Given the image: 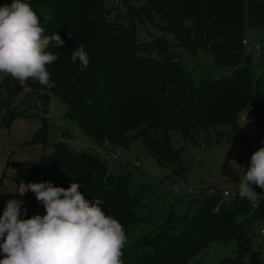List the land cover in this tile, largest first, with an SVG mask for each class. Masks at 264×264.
<instances>
[{
  "label": "trees",
  "instance_id": "trees-1",
  "mask_svg": "<svg viewBox=\"0 0 264 264\" xmlns=\"http://www.w3.org/2000/svg\"><path fill=\"white\" fill-rule=\"evenodd\" d=\"M27 2L39 17L43 34L57 32L65 43L62 48L50 45L48 49L59 53L46 66L55 87L48 89L29 80L28 87L40 94L25 107H0V131L18 117L38 118L41 123L32 142L45 143L51 98L58 97L67 106L64 117L74 121L87 138L104 147L108 141L111 148L127 146L133 136L141 138L173 170L174 177L184 176L189 168L181 158L183 149L172 147L170 130L182 131L186 142L217 144L225 135L217 126L229 125L234 135L240 113L247 110L258 115L264 147V77L247 65L197 63L189 69L172 49L173 44L186 45L194 52L200 45L208 49L204 36L212 24L222 25L224 41L234 47L243 44L245 21L264 27V0H122L123 9L108 7L104 0ZM113 12L116 15L111 17ZM137 18L172 33L175 43L162 36L141 41ZM81 44L90 58L83 72L76 70L79 61L73 64L70 59ZM22 89L10 74L0 80V94L16 97ZM62 135L72 138L66 128ZM52 146V152L33 163L31 175H41L45 182L63 188L73 181L79 183L87 200L103 201L102 210L123 225L126 237L133 224L146 221L135 213L141 202L129 173H113L98 150H75L65 140ZM223 190L218 186L204 190L179 225L171 210L155 230L130 246L125 244L123 264H185L209 243L231 240L237 243V256L226 255L217 264H264L248 234L264 215L263 205L253 207L238 192L225 197Z\"/></svg>",
  "mask_w": 264,
  "mask_h": 264
},
{
  "label": "rangeland",
  "instance_id": "rangeland-1",
  "mask_svg": "<svg viewBox=\"0 0 264 264\" xmlns=\"http://www.w3.org/2000/svg\"><path fill=\"white\" fill-rule=\"evenodd\" d=\"M134 1L142 3L144 0ZM104 3L108 7L124 8V3H118L117 0H104ZM4 4H11V0H0V5ZM115 15L116 12H113L111 17ZM188 23L193 24L192 20H188ZM136 27L137 35L143 42L162 36L175 43L172 33L163 31L148 20L137 18ZM222 36V25L212 24L208 34L204 36V42H208L211 48L206 49L205 45H200L194 52L186 45L173 44L172 49L181 55V63L189 69H194L197 63L222 67L247 65L252 67L257 75L264 77V27H252L245 21L242 38L248 41L247 45L239 44L234 47L224 41ZM255 45H259V48H254ZM248 47H251L250 51H247ZM6 75L7 73L0 72V80ZM261 94L264 97V84L261 87ZM38 95L37 89L29 87L23 88L16 97L0 94V107H25ZM66 109V104L60 98H51L45 143L32 142L31 137L25 143H16L13 147L6 146L10 142L11 132L15 129L14 120L9 127H5L4 132L0 131V216L3 215L9 197L23 199L26 202L22 205V210H27L23 218L45 214L43 205L36 200L33 192L28 191L20 195L19 191L23 190L22 183L45 182L43 176L31 175L32 166L42 154L52 152L54 143L64 140L61 132L62 123L73 133L71 139L65 138L70 147L75 150H98L113 173H129L134 181L132 189L136 190L141 202L136 205L135 213L146 221L132 225L126 237V246L137 242L143 234L155 230L171 210L177 214L175 224L179 225L181 217L191 211L204 190L212 191L218 186L229 189L233 196L238 192L239 176L242 175V170L238 166L246 172L250 166L251 155L261 148L260 130L256 124L258 115L247 110H243L239 116L237 130L242 132V135H232V128L229 125H219L217 130H223L225 135L217 144L186 142L182 131L170 130L171 145L176 149H183L181 158L189 168L184 176L174 177L173 170L162 164L141 138L133 136L127 146L114 148L100 146L88 140L74 121L64 117ZM24 120L28 123L39 122L38 118L32 117H24ZM216 138L215 132L211 139L215 142ZM231 162H235L236 165H232ZM253 188L258 193L264 191L255 185ZM260 204L264 208V201ZM263 227L264 215L248 232L252 239V249L260 250L262 258L264 233L260 230ZM236 246L235 240L227 244L211 242L185 264H217L226 255L236 257ZM3 256L4 254L0 252V259ZM249 256V253L244 256L245 262L249 260Z\"/></svg>",
  "mask_w": 264,
  "mask_h": 264
},
{
  "label": "clouds",
  "instance_id": "clouds-1",
  "mask_svg": "<svg viewBox=\"0 0 264 264\" xmlns=\"http://www.w3.org/2000/svg\"><path fill=\"white\" fill-rule=\"evenodd\" d=\"M50 19V17H45ZM45 29L27 0H12L0 5V72L10 74L22 88L28 81L54 88L47 65L59 58L48 51L65 41L56 32L44 35ZM70 36V35H69ZM79 61L77 71L90 65V58L81 44L71 57ZM236 165L235 162H231ZM238 166V165H237ZM239 176L238 194L257 208L264 201V147L251 155L247 171ZM23 184L20 195L31 191L43 205L44 215L23 218V201L10 199L0 216V264H123L122 249L126 243L125 229L114 217L102 210L103 201H89L73 181L68 188L54 186L51 181Z\"/></svg>",
  "mask_w": 264,
  "mask_h": 264
},
{
  "label": "crops",
  "instance_id": "crops-1",
  "mask_svg": "<svg viewBox=\"0 0 264 264\" xmlns=\"http://www.w3.org/2000/svg\"><path fill=\"white\" fill-rule=\"evenodd\" d=\"M212 48H213V46H212ZM39 94H40V92H39ZM14 121H15V123H14L15 124V129H14V131L11 132L10 142L6 146L9 145V146L13 147V145H15L16 143H25V141L27 142L31 137H33L32 135H34V133H35L34 131L37 130V128L40 126V123H41L40 120H39V122H36V123H28L27 120H24V117L16 118ZM63 128H66V129H68L70 131V129L68 127H66L65 124L62 123L61 132H62ZM4 129H5V127L2 128L1 133L4 132ZM71 134H72V137H73V133L72 132H71ZM62 139H64L63 135H62ZM87 139L89 140V138H87ZM4 140L5 139L3 137V143H2L3 147H4V144H5Z\"/></svg>",
  "mask_w": 264,
  "mask_h": 264
},
{
  "label": "built area",
  "instance_id": "built-area-1",
  "mask_svg": "<svg viewBox=\"0 0 264 264\" xmlns=\"http://www.w3.org/2000/svg\"><path fill=\"white\" fill-rule=\"evenodd\" d=\"M121 1H122V0H117L118 3H120ZM243 44H244V45H247V44H248V41H247L246 39H243ZM208 48H211V45H209ZM254 48H259V45H255ZM250 50H251V47H248V48H247V51H250ZM233 134H234V135H237V136H240V135H242V132H240L239 130H236ZM105 144L107 145L108 148H110V144H109L108 141H106ZM232 194H233V193H230V190H229V189H225V190H223V196H225V197L232 196ZM10 199L21 200V201H23V205L26 204V202H25L23 199H19V198H15V197H9V198H7L6 202H7L8 200H10ZM260 232H261V233H264V227L261 228Z\"/></svg>",
  "mask_w": 264,
  "mask_h": 264
},
{
  "label": "water",
  "instance_id": "water-1",
  "mask_svg": "<svg viewBox=\"0 0 264 264\" xmlns=\"http://www.w3.org/2000/svg\"><path fill=\"white\" fill-rule=\"evenodd\" d=\"M13 87H14V85H13V84H11V89H13Z\"/></svg>",
  "mask_w": 264,
  "mask_h": 264
}]
</instances>
